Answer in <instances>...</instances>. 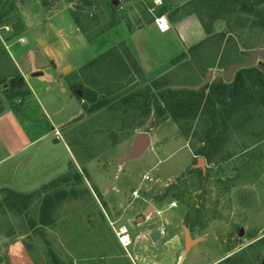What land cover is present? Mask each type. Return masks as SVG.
Here are the masks:
<instances>
[{"label":"rangeland","instance_id":"374dc122","mask_svg":"<svg viewBox=\"0 0 264 264\" xmlns=\"http://www.w3.org/2000/svg\"><path fill=\"white\" fill-rule=\"evenodd\" d=\"M243 1L264 11V0H238L227 15L247 24L229 32L216 19L207 35L197 16H223L216 0H0V264H214L226 257L231 262L221 264H263L264 99H255L244 123L233 108L217 137L200 114L211 103L220 116L228 110V94L210 85L264 40ZM42 43H55L59 64L113 47L122 63L42 71L38 82L32 72L48 58ZM239 76L246 92L264 95L252 70ZM195 87L198 114L170 116L164 91ZM139 131L151 146L118 164ZM206 144L210 158L193 154ZM144 173L151 180L141 183ZM139 185L145 200L130 197ZM109 193L117 200L107 202ZM161 226V242L140 235ZM124 229L127 246L119 242Z\"/></svg>","mask_w":264,"mask_h":264},{"label":"trees","instance_id":"16d2710c","mask_svg":"<svg viewBox=\"0 0 264 264\" xmlns=\"http://www.w3.org/2000/svg\"><path fill=\"white\" fill-rule=\"evenodd\" d=\"M216 2H218L220 7L222 6L225 9L226 13L223 16L221 17L210 16V17H207V21H205L203 19V16L200 15L199 13L197 16L199 18L200 23L202 24L204 32L207 35L213 32L212 26H213L214 20L216 19H225L227 21L226 25H227L229 32L234 30L235 25L244 27L247 24L246 22L248 19L246 17H240V19L239 18L237 19V22H234V21H231L232 17L230 15H227L228 12L233 10L234 7L232 6L236 5L238 3V0H229V1L216 0ZM240 8L243 11L255 12L257 16L256 18L257 24L259 25V27H264V11L258 5H251L249 2L243 1V2H240ZM199 9L200 7L199 8L194 7L193 11L199 12L198 11ZM162 13H164L163 7L159 8L156 15L159 16V15H162ZM74 21L77 22L75 18H74ZM215 36L217 37L218 35H215ZM221 42H222V38H220L217 43L220 44ZM229 57H226L223 64L226 63L227 65L228 61H230ZM119 62L122 63L121 55L119 54L118 49L116 47H113L99 54L97 57L89 60L87 63H85V67H89V66L97 67L99 64H108L110 66L112 64H115V66H117L119 65ZM118 69L120 70V67ZM242 70H252L256 77L255 78L256 83L260 86H264V73L260 71L258 68L252 67V66L246 67V68H240L236 70L234 72V78L230 82L226 83V82L218 81L210 85L212 90L216 89V90H220L222 94H228V96L224 95V98H222L223 107L228 109L226 110V112H224L223 115L221 116L219 115L218 109H212L211 105L213 103H211L210 106H206L207 111L200 112V114H203V115L206 114L208 116L209 124L210 126L211 125L213 126V127H210V126L209 127L212 130H216L215 137H217L218 135H221L223 131L226 129L223 125L227 119L229 120L231 118L230 116L233 112V108L237 107L236 112L239 111L238 113L239 121L244 123L245 121L249 120L250 114L248 113L249 112L248 110L251 108V104L253 103L256 104L255 99L261 98V97L262 99H264L263 94L262 95L260 93L250 94L248 93V91L247 92L245 91V89L243 88L244 85H242V81L239 79L240 77L239 75L242 72ZM164 93L161 95V98L165 102L167 101V99H169L170 104L169 106L168 105L166 106H168L169 109L171 110L170 116H172L173 118L178 119L179 115L194 116L198 114L200 100L202 99V92H200L199 89H190V90H170L169 89V90H165ZM169 95H171V97ZM84 97L90 102L94 101L95 91L93 89H86V93ZM132 98H134V96H132ZM101 104H99L98 106H100ZM145 105L148 108V105H149L148 102ZM149 109L150 108H148L143 114L145 118L148 115L147 113L149 112ZM236 118H237V114H236ZM216 126L220 127L221 130L216 128ZM211 144H215V143H211ZM193 154H199L203 156L204 158L208 159L213 155V152H212L211 147L206 144L200 147L198 151ZM262 243H264V236L262 237ZM224 260H226L227 262H231V259H229V257L224 258L223 261ZM223 261L221 260L220 262H217L215 264H221ZM232 264H235V263H232Z\"/></svg>","mask_w":264,"mask_h":264},{"label":"water","instance_id":"95a60500","mask_svg":"<svg viewBox=\"0 0 264 264\" xmlns=\"http://www.w3.org/2000/svg\"><path fill=\"white\" fill-rule=\"evenodd\" d=\"M84 0H81L83 2ZM113 4H116L117 0H111ZM221 27V24H218V28ZM257 67L260 71L264 73V43L260 46L254 48L248 55V57L240 62H235L229 64L224 70H219L218 73L221 75L223 82H230L234 72L240 68H246L251 66ZM198 87H195L197 89ZM150 136L147 132L139 131L137 132L129 148L125 153L118 158L116 161L118 164H122L128 159L136 158L142 155V153L150 147ZM199 163H202V159L198 160ZM116 200L115 193H109L107 195V202L112 203ZM146 213V212H145ZM142 218V217H141ZM241 230L239 233L241 234ZM152 242H157L159 240L158 230L154 229L148 234ZM264 264V261H263Z\"/></svg>","mask_w":264,"mask_h":264},{"label":"crops","instance_id":"0c3cea01","mask_svg":"<svg viewBox=\"0 0 264 264\" xmlns=\"http://www.w3.org/2000/svg\"><path fill=\"white\" fill-rule=\"evenodd\" d=\"M112 3V2H111ZM113 4V3H112ZM77 28V27H76ZM160 32V31H159ZM163 32H165V31H161L160 33H163ZM40 39L41 38H43L42 36L44 35V33L42 32V33H40ZM81 39H82V37H80ZM55 43H42L41 45V47L40 48H42V50H43V52H45V54H47V56H48V58L47 59H45V63H44V65L46 66V67H41V68H39V69H35L33 72H32V75H33V79H35V80H37L38 82H41L42 81V79H41V75H43V72L44 71H46V72H49V73H51V74H53V76L54 75H56V74H66V73H68L69 71L68 70H74V68L76 67V66H82L83 64H85L87 61H89V60H91V59H93V58H95L96 57V55L95 56H92L91 55V57H90V59L89 60H87V61H85V62H78L77 60H76V62L74 63V65H71V64H59V62H58V60L54 57L55 56V54L58 52L57 51V46L56 45H54ZM81 47V49L83 50V49H85V48H87V43L84 41V43H82L81 45H80ZM78 51H80V49H78ZM94 53V52H93ZM83 63V64H82ZM73 64V63H72ZM82 64V65H81ZM14 66H15V68L16 69H18L19 70V67H17V65L16 64H14ZM70 68V69H69ZM43 71V72H42ZM19 80H23L21 77H19ZM23 84H25V86H26V88H27V91L28 92H32V91H30L31 89H32V86L29 84V82L26 80V78L24 77V81H23ZM42 85H40L39 83L36 85V88L38 87L40 90H42L40 87H41ZM35 88V89H36ZM150 142H151V139H150ZM150 146H151V144H150ZM192 157H193V155H191ZM198 158H196L195 157V162H198ZM140 184V183H139ZM138 187V186H137ZM135 188V187H134ZM131 192V191H130ZM116 195V200H117V194H115ZM149 208V207H148ZM155 208V206L153 207V209ZM156 209V208H155ZM154 229H157V227L156 228H149V229H147L145 232H144V234L142 233V234H140V235H142L144 238H146V240L149 242V243H153L151 240H150V238H149V236H148V234L152 231V230H154ZM129 235V234H128ZM130 237V236H129ZM175 238H176V235H172V236H170L169 238H167L166 240H165V243H169L170 241H172V240H175ZM159 240H161V239H159ZM164 240V239H163ZM162 241V240H161ZM161 241H158V242H161ZM218 262H220V261H218ZM217 263V262H216ZM215 264V263H214Z\"/></svg>","mask_w":264,"mask_h":264},{"label":"built area","instance_id":"2783aa9c","mask_svg":"<svg viewBox=\"0 0 264 264\" xmlns=\"http://www.w3.org/2000/svg\"><path fill=\"white\" fill-rule=\"evenodd\" d=\"M163 22H165V21L163 20L162 17H156L155 18V24L157 25V27L160 30L162 29L161 28V23H163ZM165 30H167V27H166ZM150 180H151V177H150V175L148 173L142 174V176H141V183H145V182H148ZM141 188L142 187H140V185L138 187L133 188L131 190V192H130V197L132 199L145 200V198L141 195ZM173 205H175L174 202H170L169 203V206H173ZM154 212L159 215L160 212H161V210L154 208ZM157 230H158V234H159V239H162L167 234L166 230L162 226L161 227H158ZM119 242L122 244V246H127L130 243V238H129V235H128L126 229H124L123 231H121V236L119 237Z\"/></svg>","mask_w":264,"mask_h":264},{"label":"bare ground","instance_id":"6f19581e","mask_svg":"<svg viewBox=\"0 0 264 264\" xmlns=\"http://www.w3.org/2000/svg\"><path fill=\"white\" fill-rule=\"evenodd\" d=\"M166 27H167V26H166V23H165V22L161 23V28H162L161 30H163V29L165 30Z\"/></svg>","mask_w":264,"mask_h":264},{"label":"flooded vegetation","instance_id":"af4514ba","mask_svg":"<svg viewBox=\"0 0 264 264\" xmlns=\"http://www.w3.org/2000/svg\"><path fill=\"white\" fill-rule=\"evenodd\" d=\"M263 43H264V40H263V42H262L261 44H263ZM261 44L257 45L256 47L260 46ZM256 47H255V48H256ZM248 55H249V54H248ZM248 55H247V57H248ZM247 57H246V58H247ZM254 67H255V66H254ZM256 68H257V67H256Z\"/></svg>","mask_w":264,"mask_h":264}]
</instances>
